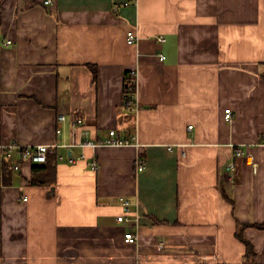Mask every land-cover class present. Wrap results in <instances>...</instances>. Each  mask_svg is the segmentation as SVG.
Segmentation results:
<instances>
[{
    "label": "crops",
    "instance_id": "obj_1",
    "mask_svg": "<svg viewBox=\"0 0 264 264\" xmlns=\"http://www.w3.org/2000/svg\"><path fill=\"white\" fill-rule=\"evenodd\" d=\"M45 1L1 4L0 146H67L45 186L0 151V264H264V0Z\"/></svg>",
    "mask_w": 264,
    "mask_h": 264
},
{
    "label": "built area",
    "instance_id": "obj_2",
    "mask_svg": "<svg viewBox=\"0 0 264 264\" xmlns=\"http://www.w3.org/2000/svg\"><path fill=\"white\" fill-rule=\"evenodd\" d=\"M55 3V0H46L45 4L46 5H53ZM160 41H165V38L160 37L159 38ZM139 41V36L136 33L135 30H130L127 33V42L129 45H135L137 42ZM12 41H8V44H11ZM163 59H165L164 56H162ZM130 78H131V83L135 84L136 88H137V72H131L129 74ZM137 93V91H136ZM134 100L136 97V94L133 96ZM136 102V101H135ZM136 106V105H135ZM136 108H132V110H135ZM232 110L226 109L225 111V118L226 121L231 122L233 119V114L231 112ZM67 121V116L66 114H60L58 117V122L63 124L64 122ZM78 119L76 121H74L75 124H78ZM189 129L192 130L193 129V125L189 126ZM57 135L62 134V127L57 126V130H56ZM133 140H135V137L133 136L132 138H124L122 137L116 129H112L109 132V135L107 138H105L104 140H101L99 142H96L95 140H86L83 141L79 144H72L69 145V147H81L83 149H93L95 150L98 146H102V145H106V146H111V147H121V146H128V145H133ZM67 145H63V146H59V145H54V146H50L47 144H35V145H29V146H23L20 145L19 143L15 142H11L8 144H5L3 146H0V151H1V158L4 161H8V162H12L14 160V158L16 156H18L23 162H29L31 164H44L48 161L49 159V154L52 152H55L57 150L58 147H66ZM173 148L171 146H169V150H172ZM244 150L242 148H238L237 150H235V155L238 157H242L244 155ZM86 155L83 154L82 156L75 158L73 156L70 157V163H76L79 160L82 159H86ZM93 160L91 161V167L93 170H97L98 169V162L95 158V156L92 157ZM64 159V157L62 155H58V160L62 161ZM137 167L139 171H143L145 170L146 167V161L139 158V160H137ZM229 167L231 168L232 171H234V162H231L229 164ZM14 168L15 170L20 169V164L19 163H14ZM27 200V199H25ZM119 203L123 206L125 213L121 216L118 217V222H127L130 221V214H131V210H132V203L124 198L121 197L119 198ZM138 241V236L136 234H134L133 232H127L125 234V242L128 244H134ZM160 247H163V244L160 245Z\"/></svg>",
    "mask_w": 264,
    "mask_h": 264
},
{
    "label": "trees",
    "instance_id": "obj_3",
    "mask_svg": "<svg viewBox=\"0 0 264 264\" xmlns=\"http://www.w3.org/2000/svg\"><path fill=\"white\" fill-rule=\"evenodd\" d=\"M2 1L3 0H0V26H1V4H2ZM130 73L127 74V78H126V86H125V101H126V107L128 109H132L135 105H136V102L134 100V95L136 94V91H137V88L135 86V84H132L131 83V78L129 76ZM53 156V158H52ZM145 157L146 155L142 152H140V155H139V158L145 160ZM8 161H5L4 162V167L7 168V169H14V166H10V162ZM8 165H7V164ZM58 165V156L57 155H53V152L49 154V159L46 163L44 164H33V168L35 170V172L37 171H40V172H43V171H47V175L45 176L44 174H42L43 176V180H40V179H34L33 180V183H37L38 185H41V186H45L47 185L48 181H47V177H48V174L51 173V170L54 169V167H57ZM53 166V167H52ZM42 179V178H41ZM5 181H8L6 178H5ZM8 183V182H7ZM239 226H244L243 224H239ZM255 227H258L260 229H264V224H255L254 225ZM239 237L241 238V240H243L247 246V251H252L253 249V246L251 245V243L247 242L246 240L243 239V236H242V233H239L238 234Z\"/></svg>",
    "mask_w": 264,
    "mask_h": 264
},
{
    "label": "bare ground",
    "instance_id": "obj_4",
    "mask_svg": "<svg viewBox=\"0 0 264 264\" xmlns=\"http://www.w3.org/2000/svg\"><path fill=\"white\" fill-rule=\"evenodd\" d=\"M7 163H8V162H7ZM7 163H6V164H7ZM7 165H8V164H7ZM11 165H12V164H11ZM11 165H10V166H11Z\"/></svg>",
    "mask_w": 264,
    "mask_h": 264
}]
</instances>
